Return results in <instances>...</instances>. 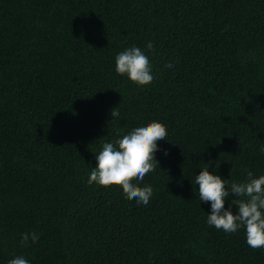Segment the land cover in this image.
Instances as JSON below:
<instances>
[{
	"label": "trees",
	"instance_id": "1",
	"mask_svg": "<svg viewBox=\"0 0 264 264\" xmlns=\"http://www.w3.org/2000/svg\"><path fill=\"white\" fill-rule=\"evenodd\" d=\"M133 46L146 87L115 71ZM152 121L168 135L150 202L89 185L103 144ZM262 147L264 0H0V264H264L193 184L210 162L229 190L259 178Z\"/></svg>",
	"mask_w": 264,
	"mask_h": 264
},
{
	"label": "clouds",
	"instance_id": "2",
	"mask_svg": "<svg viewBox=\"0 0 264 264\" xmlns=\"http://www.w3.org/2000/svg\"><path fill=\"white\" fill-rule=\"evenodd\" d=\"M146 47L155 52L152 42ZM165 67L171 68L173 64L169 62ZM115 71L140 87L148 86L154 79L149 56L136 46L116 56ZM118 108L112 109L111 115L114 119L120 115ZM167 135V128L163 123L152 121L134 128L116 140L115 144L104 143L102 150L96 154V166L92 168L88 184L119 186L127 199L147 205L153 196V188L150 185L141 187L139 183L147 174L156 170V165L159 164L155 157L158 141L167 139ZM260 151L264 153V147ZM210 163L204 164L202 171L195 176L194 182L192 181L194 185H199V200L211 204V214L207 217L208 225L228 234L244 228L247 245L254 250L264 248V175L256 178L248 171L246 180L241 183L233 182L229 190L227 180L209 171ZM230 194L236 197L232 200V206H238V212L235 214L232 206L225 207ZM39 239L35 231L22 233L20 243L27 246L29 240L37 243ZM8 264H29V261L23 256H17L10 259Z\"/></svg>",
	"mask_w": 264,
	"mask_h": 264
}]
</instances>
